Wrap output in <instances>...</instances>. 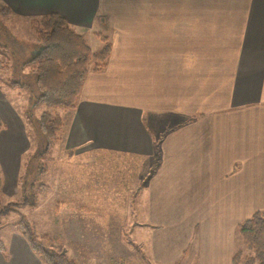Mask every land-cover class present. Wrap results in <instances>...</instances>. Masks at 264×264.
Segmentation results:
<instances>
[{
  "label": "crops",
  "instance_id": "1",
  "mask_svg": "<svg viewBox=\"0 0 264 264\" xmlns=\"http://www.w3.org/2000/svg\"><path fill=\"white\" fill-rule=\"evenodd\" d=\"M0 4L21 21L58 13L90 48L97 34L111 43L105 66L87 70L75 108L60 113L59 144L69 160H154L132 194L150 262L231 264L237 224L264 214V0ZM0 118V163L17 170L25 121L1 86ZM78 219L72 232H95ZM0 241V264H43L15 229Z\"/></svg>",
  "mask_w": 264,
  "mask_h": 264
},
{
  "label": "rangeland",
  "instance_id": "2",
  "mask_svg": "<svg viewBox=\"0 0 264 264\" xmlns=\"http://www.w3.org/2000/svg\"><path fill=\"white\" fill-rule=\"evenodd\" d=\"M103 32L107 34L105 30ZM94 41L89 43L96 51L102 46V41H96L97 44ZM37 48L30 22L17 20L6 11L0 13V61L8 65L7 70H0V86L22 111L33 103L36 95L35 76L27 60ZM10 81H19L23 86L12 88L8 86ZM44 110L49 108L38 104L33 108V122L24 120L27 150L20 156L19 169L9 170L0 163V207L35 194V206H25L18 211L38 233L48 234L54 244L77 264H152L146 244L133 228L132 194L137 184H142L152 170L154 160L149 163L106 153L74 156L69 160L61 150L63 144H59L60 139L44 159L26 160L30 153L42 147L34 122ZM64 112L59 111L63 113L62 117ZM26 161L27 165L23 167ZM40 162L46 164L45 172L40 173L43 165ZM32 181H36L34 187L29 185ZM39 183L46 184L48 188L39 189ZM80 216L89 219L87 221L95 232L83 235L72 232L71 226L78 225ZM17 218L18 214L14 212L2 217L0 231L15 229ZM99 226H104L107 232H100L102 228ZM237 235L239 243L235 251L249 253ZM80 239L83 241L79 242ZM84 249H87L86 253Z\"/></svg>",
  "mask_w": 264,
  "mask_h": 264
},
{
  "label": "trees",
  "instance_id": "3",
  "mask_svg": "<svg viewBox=\"0 0 264 264\" xmlns=\"http://www.w3.org/2000/svg\"><path fill=\"white\" fill-rule=\"evenodd\" d=\"M7 12V6L0 8V13ZM30 26L35 35L37 49L27 63L35 76L36 95L29 107L19 109L24 120H32L33 108L38 104L46 105L49 110L42 111L34 122L37 132L42 139L40 146L26 160H41L59 141L62 120L59 111L75 108L81 86L89 68L100 70L106 64L111 50V43L105 35L97 34L102 41L100 49L93 51L82 34L74 31L66 20L58 13H49L34 18ZM8 65L0 61V70H7ZM8 86L22 87L19 81H10ZM4 123L0 118V131ZM41 148V149H40ZM50 159V157H47ZM40 173L46 171V164L40 162ZM27 161L23 164L26 167ZM32 181L29 185H35ZM39 189H47L43 183ZM35 194L23 196L19 200L10 201L0 207V219L11 212L17 213L18 218L14 228L27 242L29 248L43 264H77L63 249L54 244L53 239L46 233H38L34 225L18 210L22 207H34ZM239 234L249 253L241 250L234 252L231 264H264V214L255 211L250 217L237 225ZM0 250H3L0 241ZM144 258V256H143Z\"/></svg>",
  "mask_w": 264,
  "mask_h": 264
}]
</instances>
